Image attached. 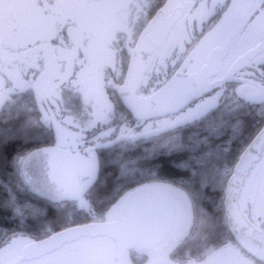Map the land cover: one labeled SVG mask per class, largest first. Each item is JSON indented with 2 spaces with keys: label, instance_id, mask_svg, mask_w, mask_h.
Returning <instances> with one entry per match:
<instances>
[{
  "label": "flooded vegetation",
  "instance_id": "obj_1",
  "mask_svg": "<svg viewBox=\"0 0 264 264\" xmlns=\"http://www.w3.org/2000/svg\"><path fill=\"white\" fill-rule=\"evenodd\" d=\"M126 2L132 10L127 14V24L122 25L119 21L125 13L120 7L121 0H0V115L8 110L7 114L11 115L13 110L36 118L45 130L54 120L58 125L57 97L61 91L81 73L89 71L94 62L102 60L110 49V62L102 67V112L98 120H92L103 138L114 142L123 137L107 150L109 157L119 151L153 147V138L168 136L173 130L180 133L179 140H185L187 145L169 150L218 152V161H208L213 175L201 179L213 184L218 182L215 188H218L220 226L214 236L218 244L214 245L220 251L227 248L234 251L235 260L240 255L248 264H257L264 237L257 230L252 239L240 243L223 213L228 183L236 175L246 150L264 130V0ZM211 54L220 60L218 72L202 80L201 69ZM135 63L137 71L144 70V78L136 75L130 80ZM191 74L202 82V91L182 110L174 112L172 118L160 115L159 123L138 118L127 105L132 95H123L124 88L131 85L135 95L150 97L175 77ZM65 124L63 159L80 160L78 138L81 134L68 120ZM208 132L216 136L210 138L211 143L203 144ZM42 148L56 151L52 138ZM141 163L139 160L138 165ZM20 176L22 186L32 191L25 185L22 171ZM154 181L160 180L149 179L136 186ZM166 182L182 187L173 180ZM242 182L239 207L251 216L254 208L264 207V152L253 162ZM126 191L105 212L100 214L93 208L84 210L80 223L41 235L31 234L29 224L21 225L20 207L16 211L19 220L14 223L12 205L15 202L9 194L10 207L2 206L0 201V264L17 260L27 244L53 233L109 221L108 212ZM205 196L206 192H200V198ZM68 202L77 201L64 200L62 204ZM27 206L25 203L23 212L28 211ZM162 247L161 259L155 249L130 250L132 264H183L189 254L185 246L173 247L169 240ZM218 253L214 260L221 264ZM64 254L98 257L107 264L120 262L113 241L107 237L84 236L20 264H43Z\"/></svg>",
  "mask_w": 264,
  "mask_h": 264
},
{
  "label": "clouds",
  "instance_id": "obj_2",
  "mask_svg": "<svg viewBox=\"0 0 264 264\" xmlns=\"http://www.w3.org/2000/svg\"><path fill=\"white\" fill-rule=\"evenodd\" d=\"M120 7L125 15L120 17L119 23L126 25L127 14L131 13L132 6L126 0H121ZM110 59L111 50L109 49L102 60L94 62L89 71L81 73L77 79L72 80L57 97L59 124L50 125L46 131L52 138V146L59 145V149L54 154L44 156L42 190L48 192L55 190L63 175V157L66 149L65 120L71 122L81 134L78 138V151L82 159L79 161L81 166L76 172L80 182H87L91 190L100 180L103 168L110 163L107 150L112 146V142L103 138L98 126L92 123L93 118L98 120L102 112V67L104 63L110 62ZM136 75L141 79L144 78V70H138ZM126 91L132 95L138 118L148 120L149 123L160 122V115L165 112V108L159 103V97L133 95L130 90L126 89ZM154 100L156 103H153ZM65 113L69 115L65 117ZM174 114V112H168L167 117L170 119ZM179 138L180 133L173 130L168 136L153 138V147L161 151L169 150L176 145ZM85 167L91 169V172L84 171ZM199 196V190L193 185L179 187L174 193L179 215L170 229V244H181L187 248L189 254L183 264H215L214 255L220 251L212 243L220 222L210 216L206 218L197 214ZM223 215L233 231L237 233L240 243L243 244L252 239L257 230L264 237V207L254 208L249 216L247 212H237L229 203ZM235 264H248V261L243 256L237 255ZM257 264H264V247L261 248V258Z\"/></svg>",
  "mask_w": 264,
  "mask_h": 264
},
{
  "label": "trees",
  "instance_id": "obj_3",
  "mask_svg": "<svg viewBox=\"0 0 264 264\" xmlns=\"http://www.w3.org/2000/svg\"><path fill=\"white\" fill-rule=\"evenodd\" d=\"M31 114L32 111H29ZM0 115V201L4 207L14 200V223L17 224V208L20 207V223L29 224L28 231L41 235L58 231L64 227L81 222L82 211L74 202L65 205L54 202L40 194L22 186L20 181L21 160L29 153L41 149L51 141V136L34 117L15 111ZM192 143V142H191ZM187 145L185 140H179L176 145ZM194 152V153H193ZM110 163L105 166L94 188L88 190L86 199L91 207L100 214L112 205L119 195L138 183L149 179L173 180L183 186L193 185L199 192H206L204 198L198 200V206L207 210L211 218L218 219V188L202 184V178L213 175L212 164L208 161H218V152L206 153L200 151L150 150L127 151L113 154ZM142 163L138 165V161ZM172 161L187 162L186 166H173ZM131 163V167L125 164ZM135 165V167H133ZM208 192V193H207ZM28 203V211L23 212L24 204ZM218 233V229L215 232ZM218 244V240H212Z\"/></svg>",
  "mask_w": 264,
  "mask_h": 264
},
{
  "label": "water",
  "instance_id": "obj_4",
  "mask_svg": "<svg viewBox=\"0 0 264 264\" xmlns=\"http://www.w3.org/2000/svg\"><path fill=\"white\" fill-rule=\"evenodd\" d=\"M219 61L216 54H211L208 57V63L200 72L202 80L208 79L218 72V67L220 66ZM137 68L138 64L135 63L130 72V80L136 77ZM200 82L193 74L175 77L150 97H159V103L165 108V112L161 113V115L167 114L168 112H177L182 110L200 94L202 91ZM126 89L135 95L132 91V86L129 85L123 90L124 96H130ZM153 103H156V101L154 100ZM127 105L136 114L134 103L129 101ZM151 115L150 113V117ZM53 124L57 125L56 120L53 121ZM122 140L123 137L117 138L112 142V146ZM55 149L58 151L59 145ZM263 152L264 130L246 150L237 167L236 175L231 177L227 188L226 206L231 203L237 212H241L238 197L240 187L243 184V178L250 170L253 162H256ZM71 160L78 168L81 166L79 158ZM88 172H91V169ZM67 180L68 174L63 171L59 185L64 184ZM159 183L168 185L169 190L174 193L179 188L175 184L166 181H154L134 186L127 190L117 203L112 206L107 214L108 219H110L109 221L67 228L53 233L43 240L31 242L25 246L22 256L9 264H20L22 261L32 260L52 253L64 244L74 242L84 236H90L92 238L107 237L110 241H113L120 254L119 264H132L130 250L133 249L146 252L155 249L157 250L159 259H161L163 252L162 244L167 240L170 241V229L178 218L179 209L174 196L168 190L158 188L157 184ZM108 247L111 250V246ZM78 248H81V246ZM73 262L79 264H107L101 258L88 257L84 254L58 255L45 261L43 264H69ZM215 264H217V261H215Z\"/></svg>",
  "mask_w": 264,
  "mask_h": 264
},
{
  "label": "rangeland",
  "instance_id": "obj_5",
  "mask_svg": "<svg viewBox=\"0 0 264 264\" xmlns=\"http://www.w3.org/2000/svg\"><path fill=\"white\" fill-rule=\"evenodd\" d=\"M8 112V111H6ZM208 136L203 139V142L197 141V143H203V144H209L212 142L211 139H213L216 136V133L214 132H208ZM211 138V139H210ZM178 146V145H175ZM148 149L155 151L154 147H149ZM119 152H125V151H119ZM194 153V152H193ZM45 154H54V151L49 149H40L39 151H33L29 154H27L22 160V173L25 179V185H27L32 191H35L49 199H52L56 202H64V200H75L77 202H74V205L80 209V211L89 210L92 209L91 205L88 203L86 199V192L89 189V185L87 182H80L76 177L77 172V165L72 162L71 159L64 160L63 159V171H65L68 174V180L62 184L58 185V187L53 191H44L43 189V181H44V166H43V160ZM173 166H186L187 163L185 162H171ZM126 167H131L132 164L128 163L125 165ZM135 167V165L133 166ZM88 168H85L84 171L88 172ZM90 173V172H89ZM202 184L210 185L211 188H214L218 186L217 183H209V182H203ZM158 188L163 190H168L172 196H174V192L169 190V186L159 183L157 184ZM64 203L63 205H65ZM196 212L199 216L202 217H209L210 215L207 214V210H204L203 208H200L197 206ZM233 255V258H232ZM218 259L221 261V264H234V251L231 249H224L223 251H220L218 253Z\"/></svg>",
  "mask_w": 264,
  "mask_h": 264
}]
</instances>
